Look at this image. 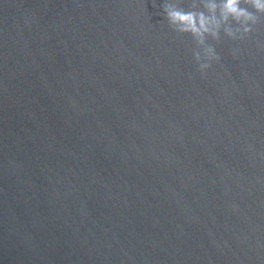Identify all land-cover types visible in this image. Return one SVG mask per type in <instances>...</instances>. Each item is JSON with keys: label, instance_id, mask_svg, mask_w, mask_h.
I'll return each instance as SVG.
<instances>
[{"label": "water", "instance_id": "1", "mask_svg": "<svg viewBox=\"0 0 264 264\" xmlns=\"http://www.w3.org/2000/svg\"><path fill=\"white\" fill-rule=\"evenodd\" d=\"M161 3L0 0V264H264V15L202 73Z\"/></svg>", "mask_w": 264, "mask_h": 264}, {"label": "clouds", "instance_id": "2", "mask_svg": "<svg viewBox=\"0 0 264 264\" xmlns=\"http://www.w3.org/2000/svg\"><path fill=\"white\" fill-rule=\"evenodd\" d=\"M160 7L175 32L191 35L192 56L202 73L220 59L217 43L243 38L264 15V0H162Z\"/></svg>", "mask_w": 264, "mask_h": 264}]
</instances>
